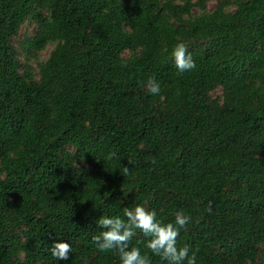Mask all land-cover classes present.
<instances>
[{
	"label": "trees",
	"instance_id": "16d2710c",
	"mask_svg": "<svg viewBox=\"0 0 264 264\" xmlns=\"http://www.w3.org/2000/svg\"><path fill=\"white\" fill-rule=\"evenodd\" d=\"M137 205L189 215L196 264H264V0H0V264H120L92 237Z\"/></svg>",
	"mask_w": 264,
	"mask_h": 264
},
{
	"label": "clouds",
	"instance_id": "9594fccd",
	"mask_svg": "<svg viewBox=\"0 0 264 264\" xmlns=\"http://www.w3.org/2000/svg\"><path fill=\"white\" fill-rule=\"evenodd\" d=\"M172 56L175 66L180 73L192 71L196 68L195 61L188 51L185 43H177ZM147 90L152 95L160 93V84L155 79L147 83ZM130 163V162H129ZM123 172L128 174L129 168L124 167ZM208 213L212 212L211 201L206 206ZM191 222V217L182 210L175 213L174 223L164 224L157 220L155 210L149 211L142 206L124 208L123 218L119 216H101L97 226L102 229L98 235L92 237V242L102 253L114 252L119 256L120 264H151L150 256L142 254L138 247H130L129 242L139 230L148 238L146 247L150 252L159 256L167 264H196V254H190L187 246L178 247L177 239L180 231ZM51 254L57 260L69 259L72 252L71 245L67 242H54L51 246Z\"/></svg>",
	"mask_w": 264,
	"mask_h": 264
},
{
	"label": "rangeland",
	"instance_id": "374dc122",
	"mask_svg": "<svg viewBox=\"0 0 264 264\" xmlns=\"http://www.w3.org/2000/svg\"><path fill=\"white\" fill-rule=\"evenodd\" d=\"M214 6H215V3H214V2L209 3V7H214ZM26 28H28V27L26 26V27L24 28V30H23V34H24L25 32H27V31H26ZM30 31H31V34H33V33H34V28L31 27V28H30ZM28 32H29V28H28ZM51 50H52V47L50 46V47H48V49H46L45 51L39 53V55H38L39 60H43V59L47 58V57L49 56V53H50ZM31 62H33V65L35 66L34 59H32Z\"/></svg>",
	"mask_w": 264,
	"mask_h": 264
}]
</instances>
